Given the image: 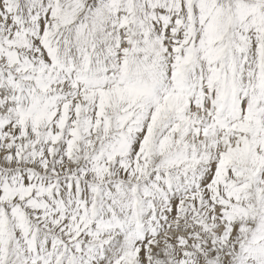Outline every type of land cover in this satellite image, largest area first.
Segmentation results:
<instances>
[{
	"label": "snow or ice",
	"instance_id": "obj_1",
	"mask_svg": "<svg viewBox=\"0 0 264 264\" xmlns=\"http://www.w3.org/2000/svg\"><path fill=\"white\" fill-rule=\"evenodd\" d=\"M0 264H264V0H0Z\"/></svg>",
	"mask_w": 264,
	"mask_h": 264
}]
</instances>
